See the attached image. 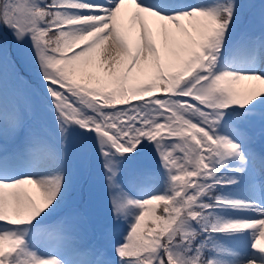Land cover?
I'll return each mask as SVG.
<instances>
[{
  "label": "snow or ice",
  "instance_id": "6c2138e0",
  "mask_svg": "<svg viewBox=\"0 0 264 264\" xmlns=\"http://www.w3.org/2000/svg\"><path fill=\"white\" fill-rule=\"evenodd\" d=\"M0 264H264V0H0Z\"/></svg>",
  "mask_w": 264,
  "mask_h": 264
},
{
  "label": "trees",
  "instance_id": "16d2710c",
  "mask_svg": "<svg viewBox=\"0 0 264 264\" xmlns=\"http://www.w3.org/2000/svg\"><path fill=\"white\" fill-rule=\"evenodd\" d=\"M82 200V199H80ZM92 215L96 218H103L104 216V209H103V206L102 207H99L97 209H92Z\"/></svg>",
  "mask_w": 264,
  "mask_h": 264
},
{
  "label": "rangeland",
  "instance_id": "374dc122",
  "mask_svg": "<svg viewBox=\"0 0 264 264\" xmlns=\"http://www.w3.org/2000/svg\"><path fill=\"white\" fill-rule=\"evenodd\" d=\"M95 220V218H93ZM92 219V221L94 222V220Z\"/></svg>",
  "mask_w": 264,
  "mask_h": 264
}]
</instances>
